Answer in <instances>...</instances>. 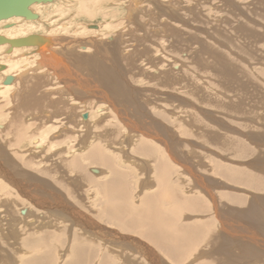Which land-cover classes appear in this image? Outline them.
<instances>
[{"label": "rangeland", "instance_id": "374dc122", "mask_svg": "<svg viewBox=\"0 0 264 264\" xmlns=\"http://www.w3.org/2000/svg\"><path fill=\"white\" fill-rule=\"evenodd\" d=\"M30 11L0 25L45 54L0 52L30 69L0 97V264H264V0Z\"/></svg>", "mask_w": 264, "mask_h": 264}, {"label": "bare ground", "instance_id": "6f19581e", "mask_svg": "<svg viewBox=\"0 0 264 264\" xmlns=\"http://www.w3.org/2000/svg\"><path fill=\"white\" fill-rule=\"evenodd\" d=\"M55 0L51 1V2H47V1H44V2H39V3H35V4H44V3H52L54 2ZM34 5V4H33ZM32 6V5H31ZM30 6V7H31ZM29 7V8H30ZM30 10V9H29ZM14 17V16H13ZM22 17H19L18 19H20ZM10 19H12L10 17ZM10 19H6V20H0V25H3L5 24V22H8L10 21ZM25 19V18H24ZM38 19V18H37ZM36 19V20H37ZM26 20V19H25ZM28 20H31V19H28ZM27 20V21H28ZM12 22H10L9 25H6L7 27L8 26H11ZM5 26V25H4ZM38 27H34L32 25V23H29L26 25V26H23V27H20V28H11V29H8V30H5V31H0V36L1 37H5V39L7 40H11V39H19L18 36H22V35H25L28 34L30 31H34L35 29H37ZM39 30V29H38ZM22 39H25L26 41V44L25 45H22V46H15V45H12L10 46L9 44H0V52L2 50H8V52H13V57H15L16 55H22V53H28L32 48H35V47H32V46H35V45H38L39 48H40V52L42 53V57L45 58V54H43V47H44V44L42 41H40L39 37L38 36H28V38H22ZM52 41V40H51ZM58 46L60 45V42L59 44H57ZM10 46V47H9ZM30 52H33V49L30 51ZM2 54V53H1ZM30 54V53H29ZM52 57V56H51ZM2 66L3 69H2ZM19 68V67H18ZM41 68V67H40ZM17 65H10V66H7V64H3L2 62H0V74H1V77L0 78H3V82L1 81L0 82V97H3L5 94L4 92L7 91V90H11L12 88V84L15 80H17L19 76H23L24 74L28 73V71L30 70H21V71H17ZM33 69H36L33 67ZM37 70V69H36ZM14 71H17V73H13ZM27 82V81H26ZM33 82V81H32ZM23 83V82H22ZM24 84V83H23ZM1 100L3 98H0ZM32 99V97H31ZM30 101V100H29ZM33 102V100H32ZM27 103V102H26ZM31 110V109H30ZM83 115V118L84 119H88V115L86 116L85 114H82ZM83 119V120H84ZM86 119V120H87ZM15 122V121H14ZM15 127V126H14ZM20 127V126H19ZM15 129V128H14ZM18 130V128L16 129ZM19 137V136H18ZM84 141V140H82ZM143 142V141H142ZM40 145V143H39ZM38 145V146H39ZM145 148V147H144ZM149 148V147H148ZM152 151V150H151ZM150 151V152H151ZM101 159V158H100ZM91 171L95 174V175H99L100 174V171H95L94 169H91Z\"/></svg>", "mask_w": 264, "mask_h": 264}, {"label": "water", "instance_id": "95a60500", "mask_svg": "<svg viewBox=\"0 0 264 264\" xmlns=\"http://www.w3.org/2000/svg\"><path fill=\"white\" fill-rule=\"evenodd\" d=\"M44 1L51 2L53 0H0V20L10 19L13 16L36 20L38 17L29 10V7ZM0 44L22 46L26 44V41L25 39L7 40L0 36Z\"/></svg>", "mask_w": 264, "mask_h": 264}]
</instances>
